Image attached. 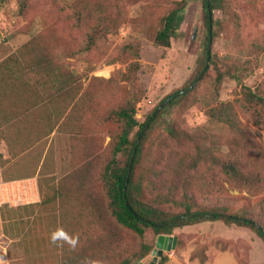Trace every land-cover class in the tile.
Wrapping results in <instances>:
<instances>
[{"label":"trees","instance_id":"trees-1","mask_svg":"<svg viewBox=\"0 0 264 264\" xmlns=\"http://www.w3.org/2000/svg\"><path fill=\"white\" fill-rule=\"evenodd\" d=\"M37 1L39 0H18L20 7L18 16L28 18ZM43 1L46 2L45 7L37 10L27 25V30L33 33L31 38L19 47L17 52L0 63V72L7 75L4 79L0 78V125L8 116V108H16L9 111V118H12L19 113L38 112L36 109L44 105H47V109L51 106L56 110L53 113L56 116L55 121L67 114L63 120V123H66L73 117L77 118L76 121L80 119V122H84L82 119L87 112L80 108L79 103H84L85 109L88 106L89 115L91 113L95 115L94 122L90 123L91 127L96 130L102 129L111 136L104 154V174L101 177V180L103 178L105 180L102 189L105 197L92 185L94 183L91 178L96 177L94 171L91 170L89 175L85 170V178L89 176V182L83 189L82 186L79 187V194L82 195L77 194L75 198L77 202L72 203L75 209L73 212L81 213L95 227L101 226L103 221L101 218L112 214L119 224L131 229L140 237H144L146 227H152L156 235H171L178 227L207 221H223L228 225L249 227L264 241V222L250 214L255 213L253 209L243 205L239 207L234 204L235 201L229 202L217 197L215 191L213 194L210 191L212 184L219 182V173L225 176L234 188L243 187L248 191H259L264 188L262 169L264 167L260 166L256 156L260 151L247 135L246 127L240 123L232 104L210 106L207 111L208 116L214 121L222 122L229 127L230 133L222 143L229 149L228 153L224 154L225 157L214 151L215 147L223 146L216 142L221 140L220 138L212 139L211 135L200 127L186 129L176 126L175 123H168L165 124L167 134L162 140L166 150H159L157 161L159 166L157 171L154 170L158 184L154 186V180L151 184L157 190L152 199L146 198L142 191V183L136 177L141 154L151 138L155 125L171 107L187 99L195 87L196 80L202 73L205 75L209 43L206 47L205 60L198 63L189 86L167 96L147 115L143 123L137 118L138 104L146 93V87L139 75L141 42H131L110 55L101 51V44L106 43L110 35L116 34L122 24L134 22L143 26L148 39L154 44L170 46L171 39L188 7V1L145 0L146 10L141 17H130L129 12L133 5L142 0ZM261 2L203 0L208 40L210 41V31L213 32V22L220 23L219 19H213L212 26L210 25L209 9L212 15L214 11L222 10L230 20L231 13L237 12L236 14L241 17L240 11H244L252 21L264 23V1ZM75 34L78 36H74ZM72 57L85 62L87 67L79 73L69 69L67 65H70L69 58ZM102 60L109 64L122 62L126 64V68L117 70L109 79L93 76L87 87H84L82 79L88 74L89 65L92 67ZM247 72V63L240 67L234 63L229 65L225 72H220L218 78L223 80L225 76H230L242 82ZM72 90L76 93L67 99V93ZM38 91H44L45 96L39 95L36 98L33 93ZM80 91L82 95L78 97ZM245 98L252 105V109H264L263 89L254 91L247 87ZM165 101L168 102L164 104ZM96 104H101V109L96 107ZM53 128L52 125L47 134ZM81 130L79 129V132ZM133 132L135 137H132ZM133 153L134 161L130 170ZM94 156L90 165L97 158ZM262 156L264 157V151ZM3 159L2 153L5 167L6 161ZM209 169L212 171L210 174ZM7 171L8 169H4L5 176ZM74 175H69V179ZM98 181L100 183V180ZM179 189L183 191L181 195L176 194ZM202 192L209 194V199L204 202H200L197 196ZM262 210L261 213L264 212ZM71 213H60L59 229L56 214H45L48 226H55L59 234L55 232L50 235L52 244L57 246V243L63 244L66 241H70V244L57 255L51 252L52 250L56 252L57 247L52 250L49 248L45 259L41 258V263L36 264H141V261L154 250L153 245L142 244L139 251L134 249L133 254L126 256L121 253L115 258L111 255L109 246L103 241L106 235L100 236L97 229L91 230L87 238L86 233L79 238L70 236L73 231L68 224ZM33 214L35 213L8 212L2 213V219L4 222H14L13 226L19 224L21 222L19 220ZM41 217L44 215H40L38 220ZM92 218L96 221H92ZM8 226H5V233L15 243L18 240L17 234L15 230L11 232ZM206 255H203L205 260ZM164 261L163 256L162 264Z\"/></svg>","mask_w":264,"mask_h":264},{"label":"rangeland","instance_id":"rangeland-1","mask_svg":"<svg viewBox=\"0 0 264 264\" xmlns=\"http://www.w3.org/2000/svg\"><path fill=\"white\" fill-rule=\"evenodd\" d=\"M187 1L189 3L188 7L175 31L174 37L171 39L170 46H157L148 39L143 26L134 22L122 24L116 34L110 35L108 41L101 44V51L110 55L118 52L131 42H141L139 75L146 87V93L137 108V118L140 123H143L147 115L167 96L189 86L196 73L198 63L205 60L206 47L209 43L206 9L203 0ZM45 5V1H37L28 18H20L18 16L20 8L18 0H0V26L4 33V38L0 40V63L12 53L17 52L18 48L31 38L33 33L27 30V25L34 13L39 9L42 10ZM145 10L146 1L142 0L130 8L129 16L141 17ZM236 13H231L230 20L222 10L213 12V19H219L220 23L213 22L212 49L210 52L208 51L211 56L209 60L206 59V63L209 61V68L205 75L203 74L196 80L195 87L187 99L171 107L160 122L155 125L151 138L143 149L136 177L142 183V191L147 199H152L157 192L154 186H157L158 180L154 176V170H158L159 150H166L162 144V140L167 134L165 124L175 123L176 126L186 129L200 127L206 130L212 139L220 138L221 140L216 142L221 144L227 139L230 133L229 127L222 122L214 121L208 116L207 111L210 106L221 103L232 104L233 109L239 116L240 123L246 127L247 135L259 149V154L255 152L257 161L261 167H264V157L262 156L264 151V109H252V105L245 98L247 87H251L254 91L260 88L264 90V23L252 21L244 11H240L241 17ZM37 26L38 24L36 28ZM74 36H78V34ZM69 60L71 63L67 65L68 68L76 73L82 72L87 67L85 62L74 57L69 58ZM234 63L238 67L243 63H247L248 72L243 81L238 82L230 76H225L223 80H219V73L225 72L226 68L229 65H234ZM124 68H126V64L122 62L109 64L106 60L96 62L92 67L89 65L88 74L82 79L84 87H87L90 78L93 76L109 79L117 70ZM0 77L4 79L7 75L0 72ZM75 93L73 90L69 91L67 99L73 97ZM33 94L36 95V98L39 95L45 96L44 91L42 93L39 91L34 92ZM78 95L80 97L82 91ZM19 102L21 103V101ZM79 105L87 113L86 115L83 113L85 115V118L82 119L84 122H80V119L77 120L81 126L77 129L71 128L72 131L82 129L81 132L75 133L79 135L74 136L72 144L80 145L79 148L84 146L85 151L89 149L90 162L95 157L94 155L97 156L92 165H88V172L90 175V171H94L96 177L91 178L93 179L92 183H94L92 185L105 197L102 190L105 180L104 178L101 180V177L104 174V154L111 136L107 135L102 129L92 128L90 123L94 122L95 115L92 113L89 115L88 106L85 109L84 103L81 102ZM96 105L101 109V104ZM46 109L47 105H44L36 110L42 113L45 118L48 117ZM54 111L56 110L54 109ZM1 112L3 111L1 110ZM1 126L2 124L0 125V138L2 139L4 127ZM132 137H135V132H133ZM172 144L176 143L172 142ZM214 149L215 153L222 157L229 151L226 145L217 146ZM11 163L14 165L13 159ZM6 165L8 164L5 163ZM262 169L264 172V168ZM211 172L209 169L208 173ZM74 173L70 171L66 176L68 179L61 180L59 188L61 198L56 205L48 201L41 203L39 206H33L34 211L32 213L35 214L19 220L21 221L19 224L12 226L14 222L3 221L2 213H8L10 208L6 207L0 210V242L9 247L7 253L3 250L0 251V264H36V262L41 261V258L45 259L50 250L49 248L52 250L57 247L56 252L51 251L57 255L69 247L70 241L63 242V244L57 243V246L52 244L50 235L55 232L58 234V230L55 226H48L45 220L46 213L56 214L59 229L60 213L72 212V216L68 219V224L71 225L73 230L70 236L79 238L86 233L87 238V236H90L91 230L97 229L100 231V236L106 235L103 241L109 246L110 253L115 258L121 253L126 256L133 254L134 249L139 251L142 244H151L154 249L156 248L159 235L155 234L152 227H146L144 237H140L131 229L119 224L111 212H107L111 215L108 214L103 219L101 218L103 220L101 226L96 227L90 224L88 219L82 216L81 213H74L73 210L75 209L72 203L77 202L75 199L77 194L81 196L82 193L79 194L78 189L76 195L73 196H63L61 193L62 188H65L62 186L67 185L68 189H72L69 186L71 183L69 175H74ZM24 174H26L24 171H17L16 173L7 171L6 177L16 178L24 176ZM219 175V182L213 183L211 186L210 191L212 194L215 191L217 197L224 198L229 202L235 201L234 204L239 207L240 205L249 206L250 209L255 211V213L250 214L264 222V212L261 213V210L264 209V188L259 191H248L243 187L234 188L225 176L221 173ZM98 180H100V183ZM153 180L154 186L151 185ZM182 192L179 189L176 194L181 195ZM197 196L200 202L209 199L207 192L198 193ZM260 201L263 203H259ZM40 215H44V217L38 220ZM34 219L35 222L33 223ZM91 220L96 221L94 218ZM6 225H9L11 232L15 230L18 237L17 242L13 243L10 236L6 235ZM171 236L170 248L164 251L163 254L165 257L164 264H264V241L249 227L236 224L228 225L223 221H207L178 227ZM59 246L60 249L58 250ZM204 254H207L206 260ZM163 256L158 258L156 264H162L161 258ZM153 260L152 251L141 263L148 264Z\"/></svg>","mask_w":264,"mask_h":264},{"label":"crops","instance_id":"crops-1","mask_svg":"<svg viewBox=\"0 0 264 264\" xmlns=\"http://www.w3.org/2000/svg\"><path fill=\"white\" fill-rule=\"evenodd\" d=\"M19 106L21 107V105ZM48 109L50 110L49 114ZM48 109H46L48 117L45 118L42 113L37 111L26 114L19 113L9 118V111L16 110V108L7 109L8 116L1 126L4 127V134L0 139L4 160L8 164L4 169H8L11 173L17 171L26 173L24 176L16 178L37 177L41 188V202L39 204L14 207L15 209L7 207L10 208L9 213H32L34 211L33 206L36 207L48 201L56 205L61 198L59 193L60 182L67 178L66 176L70 171L76 172L70 179L69 186L72 189H68L67 185L62 186L65 187L62 188L61 192L63 196L76 195L77 189L79 190L80 186L83 189L89 179V177L85 178V170L88 174L90 151L89 149L85 151L84 146L79 148L80 145L72 144L74 136L79 135L75 134L79 130L72 131L71 128L77 129L81 126L79 121L73 117L69 119L70 122L63 123L67 114L62 119L55 121L54 109L51 106ZM52 125L54 128L47 134V130ZM12 159L14 165L11 163ZM85 163H87L86 166Z\"/></svg>","mask_w":264,"mask_h":264},{"label":"built area","instance_id":"built-area-1","mask_svg":"<svg viewBox=\"0 0 264 264\" xmlns=\"http://www.w3.org/2000/svg\"><path fill=\"white\" fill-rule=\"evenodd\" d=\"M4 38L0 26V40ZM3 146L0 140V210L5 207L34 205L41 202V188L37 177L8 179L2 162ZM8 245L0 242V251L8 252Z\"/></svg>","mask_w":264,"mask_h":264},{"label":"water","instance_id":"water-1","mask_svg":"<svg viewBox=\"0 0 264 264\" xmlns=\"http://www.w3.org/2000/svg\"><path fill=\"white\" fill-rule=\"evenodd\" d=\"M209 12H210V25L212 26V21H213V18H212V13L209 9ZM212 37H213V32L212 30L210 31V41H209V45H208V51L210 52L211 49H212ZM210 53H209V57H208V60L210 59ZM209 68V61H208V65L206 67V69ZM203 75V73L200 75V77ZM168 101H165L164 104H166ZM163 104V105H164ZM160 106V108H162V106ZM160 108L158 109V111L160 110ZM157 111V112H158ZM140 140V139H139ZM138 140V142H139ZM134 161V153L132 155V158H131V166H130V170L132 168V163ZM176 239V238H174ZM171 241H172V236L171 235H165V234H161L158 236V240H157V246L156 248L153 250V255H154V260L150 263V264H156V261L158 260L159 257L163 256L164 254V251H166L167 249L170 248V245H171ZM141 264H144L141 263Z\"/></svg>","mask_w":264,"mask_h":264},{"label":"clouds","instance_id":"clouds-1","mask_svg":"<svg viewBox=\"0 0 264 264\" xmlns=\"http://www.w3.org/2000/svg\"><path fill=\"white\" fill-rule=\"evenodd\" d=\"M55 239V237H53Z\"/></svg>","mask_w":264,"mask_h":264}]
</instances>
